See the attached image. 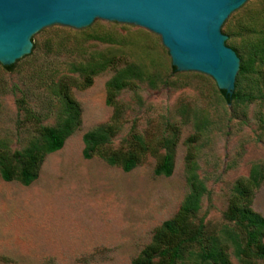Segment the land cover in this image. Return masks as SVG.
<instances>
[{
  "label": "rangeland",
  "instance_id": "obj_1",
  "mask_svg": "<svg viewBox=\"0 0 264 264\" xmlns=\"http://www.w3.org/2000/svg\"><path fill=\"white\" fill-rule=\"evenodd\" d=\"M230 16L222 27L226 44L249 43L248 25L264 18V0H250ZM33 42L32 53L12 71L0 65V139H7L12 150H22L37 137L33 124L17 128V119L23 118L17 100L25 98L42 125H56L62 107L57 83L64 77L81 82L72 64L99 54L115 55L121 67L132 63L144 71L138 88L118 97L127 122L116 144L133 120L141 134L157 137L170 136L169 126L175 125L179 141L170 177L155 176L153 157L128 173L98 158L86 160L83 135L113 113L105 91L114 71L96 76L87 89L71 90L82 109L81 128L46 157L29 186L0 177V264H131L188 194L185 141L197 125L203 130L195 143L196 173L209 191L198 217L207 214L208 223L223 222L237 179L264 164V89L255 74L240 87L255 99L227 103L211 77L174 70L161 38L137 26L102 20L83 30L52 26ZM252 208L264 217V184Z\"/></svg>",
  "mask_w": 264,
  "mask_h": 264
},
{
  "label": "trees",
  "instance_id": "obj_2",
  "mask_svg": "<svg viewBox=\"0 0 264 264\" xmlns=\"http://www.w3.org/2000/svg\"><path fill=\"white\" fill-rule=\"evenodd\" d=\"M248 27L249 43L227 45L241 60L233 96L221 91L227 103L255 99L240 88L250 74L257 76L264 89V18L252 20ZM98 39L113 41L106 37ZM97 57L72 64V70L83 77L81 82L64 77L57 83L62 107L56 125H42L40 116L28 108L26 99L17 100L18 109L23 112V118L17 119V128L21 130L33 124L37 126V137L22 150H12L7 139H0V177L3 181L29 186L38 178L46 157L61 150L67 139L81 128L82 109L71 90L91 87L96 76L109 70L114 71V75L106 83V104L113 113L107 123L83 135V158H98L128 173L148 157H153L157 162L153 171L155 176L170 177L173 174V151L179 141V127L170 124V136H149L141 134L137 120H133L127 135L116 144L127 122L125 106L118 97L126 89L138 88L137 82L144 77L143 69L132 63L121 67L117 56L112 54ZM13 68L14 65L4 67L6 71ZM202 130L203 127L197 125L194 134L185 141L188 194L176 214L155 229L151 241L131 264H264V217L252 208L256 193L264 184V164L253 165L248 177L237 179L228 208L223 212V222L208 223L207 214L198 217L202 200L209 195L205 183L196 173L195 143Z\"/></svg>",
  "mask_w": 264,
  "mask_h": 264
},
{
  "label": "water",
  "instance_id": "obj_3",
  "mask_svg": "<svg viewBox=\"0 0 264 264\" xmlns=\"http://www.w3.org/2000/svg\"><path fill=\"white\" fill-rule=\"evenodd\" d=\"M250 0H0V65L29 56L33 38L61 26L74 30L96 20L137 26L161 38L177 72L211 77L232 97L241 60L227 46L225 22Z\"/></svg>",
  "mask_w": 264,
  "mask_h": 264
}]
</instances>
